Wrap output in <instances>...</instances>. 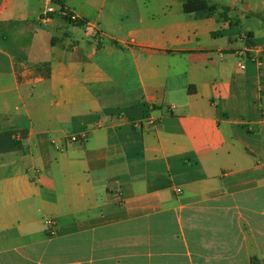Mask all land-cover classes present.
Segmentation results:
<instances>
[{
    "label": "crops",
    "instance_id": "1",
    "mask_svg": "<svg viewBox=\"0 0 264 264\" xmlns=\"http://www.w3.org/2000/svg\"><path fill=\"white\" fill-rule=\"evenodd\" d=\"M236 1L0 0V264L264 261V31Z\"/></svg>",
    "mask_w": 264,
    "mask_h": 264
},
{
    "label": "rangeland",
    "instance_id": "2",
    "mask_svg": "<svg viewBox=\"0 0 264 264\" xmlns=\"http://www.w3.org/2000/svg\"><path fill=\"white\" fill-rule=\"evenodd\" d=\"M220 4H230V0H216ZM246 3L251 4L250 9H246ZM236 7L244 10L243 14L245 17L240 18L238 25L240 29H251L255 32L264 31V0H237L235 3ZM240 12L232 11L231 16L236 19L240 16ZM1 170H9V167L0 168Z\"/></svg>",
    "mask_w": 264,
    "mask_h": 264
},
{
    "label": "built area",
    "instance_id": "3",
    "mask_svg": "<svg viewBox=\"0 0 264 264\" xmlns=\"http://www.w3.org/2000/svg\"><path fill=\"white\" fill-rule=\"evenodd\" d=\"M54 11H55L54 5H48L46 7L45 14L46 13H50V12H54ZM58 12L62 16L66 17V18H68L70 20H75V15L73 13H71L69 10L65 9L64 7H59L58 8ZM239 67L242 68L243 67V64L242 63H239ZM86 137H87V131H84V132L80 133L79 135H71L69 137V140L70 141L84 140ZM45 224L47 225L48 232L50 234L54 233V229L52 227V225H53L52 219H45Z\"/></svg>",
    "mask_w": 264,
    "mask_h": 264
},
{
    "label": "trees",
    "instance_id": "4",
    "mask_svg": "<svg viewBox=\"0 0 264 264\" xmlns=\"http://www.w3.org/2000/svg\"><path fill=\"white\" fill-rule=\"evenodd\" d=\"M211 7H208L207 9L209 10ZM249 262L250 264H264V261L257 255H250L249 257Z\"/></svg>",
    "mask_w": 264,
    "mask_h": 264
}]
</instances>
